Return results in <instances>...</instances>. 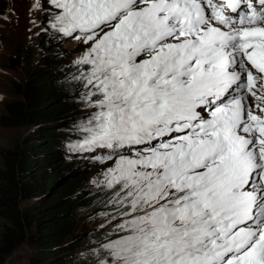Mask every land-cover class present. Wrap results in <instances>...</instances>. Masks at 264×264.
<instances>
[{
  "label": "snow or ice",
  "instance_id": "snow-or-ice-1",
  "mask_svg": "<svg viewBox=\"0 0 264 264\" xmlns=\"http://www.w3.org/2000/svg\"><path fill=\"white\" fill-rule=\"evenodd\" d=\"M34 9L81 44L76 149L107 165L119 229L100 264H264V0Z\"/></svg>",
  "mask_w": 264,
  "mask_h": 264
},
{
  "label": "trees",
  "instance_id": "trees-1",
  "mask_svg": "<svg viewBox=\"0 0 264 264\" xmlns=\"http://www.w3.org/2000/svg\"><path fill=\"white\" fill-rule=\"evenodd\" d=\"M15 52L2 65L19 71L22 80L12 87L14 98L4 103L0 126L36 129L28 137L34 138V143L15 142L13 147L0 150V219L4 221L0 264L23 245L36 250L30 264H90V258L102 252L100 244L111 234L101 229H86L80 236L72 232L81 214L111 206L108 201L112 190L73 180L58 189L47 204L27 205L41 196L30 174L42 172L50 189L60 181V169L71 167L70 157L75 160L74 156L85 154L76 149L82 138L77 126L85 112L71 79L75 67L60 66L52 71L58 59L50 58L46 67L34 66L33 50ZM57 159L62 163L54 169Z\"/></svg>",
  "mask_w": 264,
  "mask_h": 264
},
{
  "label": "rangeland",
  "instance_id": "rangeland-1",
  "mask_svg": "<svg viewBox=\"0 0 264 264\" xmlns=\"http://www.w3.org/2000/svg\"><path fill=\"white\" fill-rule=\"evenodd\" d=\"M1 2L3 8L0 9V116L4 112V103L14 98L12 88L14 83L18 84L22 80L19 71L2 65L8 56L16 54L15 51L18 49L26 52L33 50L35 52L34 66L46 67L50 58L58 59V62L52 65V71H54L60 66L73 65L75 67L74 61L81 51L79 41L57 37L45 19L48 13L45 10L34 9V3L37 0H1ZM81 110L86 115L83 103ZM35 129L36 127L3 128L0 126V150L13 147L15 142L34 143V138L31 140L28 137ZM74 157L75 160L72 156L70 157V160L73 161L71 167L60 169V181H56L50 189H47L46 176L42 172L30 174V178L41 196L28 201L27 205L41 206L47 204L56 195L58 189L73 180L89 187L104 188L97 186L92 181L102 178L103 170L107 165L89 155H76ZM56 161L57 164L54 169L62 163L59 159ZM73 163L76 165L73 166ZM0 168H2L1 156ZM114 215L116 212L112 205L108 209L101 210V212L81 214L79 223L72 232L73 236H80L85 233L86 229H101L111 234L100 244L102 252H98L97 255L90 258L92 260L90 264H100L101 259H106V250L102 246L108 243L109 239L118 238L119 229L115 227L118 219H112ZM3 225L4 221L0 219V235ZM35 252L34 247L23 245L6 260L5 264H30L29 258L34 256Z\"/></svg>",
  "mask_w": 264,
  "mask_h": 264
}]
</instances>
